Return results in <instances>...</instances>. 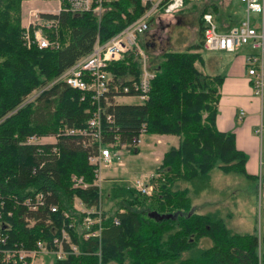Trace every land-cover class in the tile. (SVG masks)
Listing matches in <instances>:
<instances>
[{
    "label": "trees",
    "instance_id": "obj_1",
    "mask_svg": "<svg viewBox=\"0 0 264 264\" xmlns=\"http://www.w3.org/2000/svg\"><path fill=\"white\" fill-rule=\"evenodd\" d=\"M22 0H0V194L22 195L37 190L49 191L51 202L62 210H70L75 197L86 205L97 201L96 187L74 189L71 174L82 175L87 182L94 178L88 156L96 153L97 145L87 139L84 146L78 136L65 137L56 144L59 155L52 153V145L25 143L29 135H54L60 127L84 128L95 110L89 97L81 100V93L65 83L56 82L44 88L63 70L91 50L97 36L107 40L136 19L143 7L140 0H112L105 4L100 18L92 13L62 12L56 29H44L57 48L27 47L21 26ZM197 19L201 42L203 24ZM53 17V15H44ZM201 43L184 51H164L151 80L148 98L138 103H118L116 97L126 96L122 87L114 86L103 101L102 128L104 143L116 139L130 142L142 125L146 134L177 136L176 147L163 153L158 166L156 190L144 196L121 183H113L103 190L113 205L106 212L102 231L103 264H264V251L257 254V237L253 233L230 232L216 213H196L191 210L189 192L206 187L209 171L217 166L222 172L245 173V154L234 146L231 132L219 131L215 126L220 75H203L195 63H201ZM113 82L128 83L138 78L140 62L129 52L108 67ZM44 88L33 100L27 96ZM113 116L114 124L106 121ZM115 134V135H114ZM137 152L138 149L130 148ZM181 182L189 186L179 187ZM8 203V202H7ZM170 214L156 220L148 213ZM32 214V213H30ZM24 214L14 209L10 219L9 238L31 248L36 240L47 243L54 236L45 221L25 226ZM118 217L119 225L112 223ZM71 241L77 244L78 254L69 255L53 264H98L94 252L97 240H84L78 229L70 230ZM200 238L210 245L194 250ZM188 251V256L181 254Z\"/></svg>",
    "mask_w": 264,
    "mask_h": 264
},
{
    "label": "built area",
    "instance_id": "obj_2",
    "mask_svg": "<svg viewBox=\"0 0 264 264\" xmlns=\"http://www.w3.org/2000/svg\"><path fill=\"white\" fill-rule=\"evenodd\" d=\"M56 6L49 10L42 9L39 14L31 12L35 19H28L23 26V39L27 47L32 44L38 48H57L59 42L50 39L44 29L57 27L58 16L62 12L73 14L92 13L98 18L104 11L105 4L112 0H55ZM199 0H140L143 7L141 14L124 26L121 30L111 35L107 40L100 41L96 37L88 54L76 60L73 64L63 70L44 88L56 82H62L69 87L80 91L81 100L89 97L95 110L87 121L84 128L60 127L54 135L47 137L29 135L25 143L37 145L38 152H42V145L51 144L52 153L59 155V147L56 144L65 137L78 136L82 139L84 146L89 139L97 145L96 153L88 156V162L93 166L94 178L92 182L85 181L82 175L71 174L72 187L78 190H86L96 187L98 191L97 201L92 205H86L80 198L75 197L70 210H62L63 222L59 224V206L51 202L50 192L37 190L22 195L0 194V264H53L55 260H64L69 255L78 254L77 244L71 241L70 230L78 229L84 240L94 238L97 240V249L94 252L98 264L102 263V231L107 209L103 205V190L105 175L103 168L112 165V152L121 149H137L141 145L142 137L146 134L142 125L137 136L130 142L119 143L112 139L104 143L105 131L102 128L103 101H107L108 92L114 86L116 91L122 87V93L133 96L140 103L148 98L151 80L155 76V70L146 62L144 50L139 45V35L149 30L154 21L161 16L169 15L183 7L185 2H197ZM243 6V17L236 25L230 26L226 31H218L211 12L205 11L201 14L203 24L201 36V48L203 51H235L242 45H248L253 51L245 54L244 63L246 72L250 76V84L253 93H261L264 69L262 58L264 55V25L262 16L264 12L263 0H238ZM259 16L258 28L252 25L250 14ZM53 15L49 18L44 15ZM132 52L134 58L140 62V73L137 79L128 83L120 81L119 85L113 82V75L107 67L111 62L119 61L127 53ZM38 95V94H37ZM36 95V96H37ZM29 99L25 101L28 102ZM239 111V116L242 115ZM106 121L114 124L113 116L106 114ZM115 135V134H114ZM119 160V157L116 156ZM121 165V163H119ZM128 187L135 189L142 195L151 196L154 192V183L149 175H141L131 181ZM8 202V203H7ZM20 208L24 214L25 226L32 227L36 222L45 221L51 227L54 236L48 244L44 239L35 241L31 248L25 247L23 242H13L9 238L12 228L10 219L14 215V209ZM32 213V214H30ZM112 223L120 224L119 218L113 217ZM259 257V252L257 250Z\"/></svg>",
    "mask_w": 264,
    "mask_h": 264
},
{
    "label": "rangeland",
    "instance_id": "obj_3",
    "mask_svg": "<svg viewBox=\"0 0 264 264\" xmlns=\"http://www.w3.org/2000/svg\"><path fill=\"white\" fill-rule=\"evenodd\" d=\"M55 6V0H22L21 26L26 25L29 18L35 19L31 12L39 14L40 10L51 11L50 9ZM203 9L214 14L216 19L221 20V23L229 25L243 17L242 4L238 0L185 2L182 8L169 15L161 16L151 24L149 30L139 35L138 43L144 50L147 65L156 66L164 51H184L189 46L201 43L197 32V19ZM250 19L254 26L255 15L251 13ZM197 49L201 58L205 56L201 46ZM198 65L199 63L196 62L195 67L199 68ZM43 89L42 87L33 90L27 99L33 100ZM119 100L116 102H140L133 96H125ZM156 135L170 136L169 134ZM177 141L179 142L178 137ZM170 145L172 144L165 142L162 138L145 134L137 152L127 148L116 153L112 152V165L102 169L106 180L104 189L113 183L128 185L136 177L146 174L152 178L155 191L160 175L158 166L163 153L171 147ZM116 156L119 157V160ZM185 186H189V184L186 182L179 184L181 188ZM189 197L193 212L216 213L232 233H253L257 237L258 252L264 251V170L261 171V175L248 177L241 173H225L214 166L209 171L206 187L196 193L189 192ZM103 205L108 211L111 210L113 202L104 196ZM209 245V239L200 238L194 250L203 249ZM188 253L190 252H182L181 258L187 257Z\"/></svg>",
    "mask_w": 264,
    "mask_h": 264
},
{
    "label": "crops",
    "instance_id": "obj_4",
    "mask_svg": "<svg viewBox=\"0 0 264 264\" xmlns=\"http://www.w3.org/2000/svg\"><path fill=\"white\" fill-rule=\"evenodd\" d=\"M254 15V27L258 28L259 16ZM212 16L218 31L222 32L240 21L236 20L231 23L232 25H229L221 23V20L216 19L214 14ZM262 24L264 25V12ZM203 52L205 56L202 57L197 69L203 75H220L222 77L218 87L219 97L216 104L215 126L219 131L233 134L234 146L246 156L245 173L250 175L249 177L261 175V171L264 170V79L261 93L254 94L244 63L245 54L253 51L248 45H242L231 52L221 50ZM262 67L264 69V55ZM123 97L125 96L116 97V100L120 101L119 99ZM240 110L243 112L241 116H239ZM147 135L162 138L165 142L171 143L170 146H176L178 142L176 136Z\"/></svg>",
    "mask_w": 264,
    "mask_h": 264
},
{
    "label": "water",
    "instance_id": "obj_5",
    "mask_svg": "<svg viewBox=\"0 0 264 264\" xmlns=\"http://www.w3.org/2000/svg\"><path fill=\"white\" fill-rule=\"evenodd\" d=\"M148 216L150 218H154L156 220H163L164 218H169L170 217V214H159L158 212L156 211H150L148 213Z\"/></svg>",
    "mask_w": 264,
    "mask_h": 264
}]
</instances>
